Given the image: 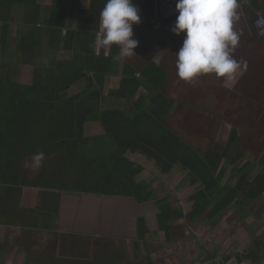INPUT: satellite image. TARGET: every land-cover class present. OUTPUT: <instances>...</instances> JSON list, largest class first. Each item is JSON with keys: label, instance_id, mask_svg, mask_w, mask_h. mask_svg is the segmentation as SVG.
Here are the masks:
<instances>
[{"label": "trees", "instance_id": "1", "mask_svg": "<svg viewBox=\"0 0 264 264\" xmlns=\"http://www.w3.org/2000/svg\"><path fill=\"white\" fill-rule=\"evenodd\" d=\"M162 1L133 0L140 9V23L133 26L134 38L139 42L136 56L123 59L118 87L108 92L127 103L140 88L144 89L128 111L126 106L102 107L105 78L113 72L119 54L116 46L106 55L105 50L98 49L97 53L93 47L100 12L107 0H51L44 6L37 0H0L2 56L10 46L7 24L12 20L19 28L11 61L0 62L1 176L16 179L17 184L126 197L140 204L151 194L146 185L135 180L142 166L126 153L136 152L152 160L162 175L178 165L185 172L184 182L197 188L187 199L191 210L185 216L181 208L171 207L165 200L158 201L156 215L152 209L148 224L156 219L165 234L169 227L163 225L172 214L191 222L201 218L212 222L227 208H244L246 213L249 205L264 197V152H253L254 156L248 158L244 136L239 131L241 126L248 128L256 117L264 119V101L257 102L256 96L264 92V79L252 92L244 94L237 90L238 86L244 87L251 78L260 79V73L253 74L249 65L231 82L206 76L219 83L212 92H220L225 99L214 112L202 102L176 103L169 95L168 80L160 82L152 59L140 55L142 50L151 55L155 48L166 45L161 34L164 26H169L166 39L179 45L171 31L178 15L163 18L158 8ZM253 1V6L259 8L258 0ZM255 17L254 13L248 27L252 38L261 43L264 36L254 29ZM241 29L247 31L245 26ZM47 52L48 63L44 59ZM22 65L32 67L29 85L14 80V69ZM77 82H82L84 88L70 94ZM238 106L244 109L237 114H243L242 119L240 123L229 122L228 141L222 145L211 137L204 145L211 130L209 122L217 118L218 109L235 114ZM181 108H185L186 117H177ZM201 113L207 115L203 121L197 119ZM188 118L200 127L193 132L185 130L183 123H188ZM259 121L255 124L259 125ZM87 124H98L101 135L86 136ZM37 152H43L45 160L42 167L33 169L31 158ZM145 221H136L140 238L147 233ZM260 250H264V238L253 239L244 257L252 255L254 260Z\"/></svg>", "mask_w": 264, "mask_h": 264}, {"label": "crops", "instance_id": "2", "mask_svg": "<svg viewBox=\"0 0 264 264\" xmlns=\"http://www.w3.org/2000/svg\"><path fill=\"white\" fill-rule=\"evenodd\" d=\"M239 2L241 20L234 27L240 33V43L234 56L246 62L250 70L252 55L256 53L259 41L252 38L248 23L254 13L261 12L264 15V0H258L259 8L253 6V0ZM7 25L10 46L3 56L0 48V62L11 61L19 29L18 23L12 20ZM243 25L247 28L246 32L241 29ZM2 28L0 22V32ZM168 31L169 26L161 29L166 44L164 47L155 48L151 55L142 50L140 55L152 59L154 71H159L160 82L168 80L171 85L169 95L176 103L225 102L223 94L218 96L212 92V89L219 87V83L210 78L200 77L191 83L178 78L176 53L182 46L184 34L179 37L174 35L179 46L175 40L166 39ZM122 62L123 59H117L113 72L105 78L102 107L126 106L129 111L131 103L136 101L139 93H144V89L140 88L127 103L124 99L108 95L111 89L118 87ZM31 71L29 65L14 69V80L21 85H29ZM256 71L251 69L253 74ZM251 79L254 83L261 82L258 78ZM82 87L84 84L77 82L71 88L79 90ZM89 125L92 124L85 126L86 136L101 135L102 131L97 127L98 130L92 134H86ZM126 156L143 168L135 180L146 185L151 194L146 202L139 204L126 197L32 187L17 184L16 179L0 175V264H211L217 257H221L223 264H264V250L257 252L254 260L252 255L244 257L251 250V240L264 238V204L257 207L263 197L251 204V209H246V213L243 209L238 218L239 221L243 215H248L243 224H236L235 220L225 223L227 211L239 208H227L212 222H203V219L191 222L186 217L176 218L172 214L163 225L169 227L165 234L164 229L157 226L156 219L148 224V215H151L152 209L153 214H157V203L162 200L171 207L181 208L176 204L185 195L179 190L185 186L178 188L179 185H176L171 192L165 190L173 183L170 175L176 165L168 174L162 175L155 163L143 155L127 152ZM143 162L159 175L154 178L144 175L148 169ZM181 184H184L183 179ZM192 194L185 195V205L191 204L187 199ZM111 199L116 200L115 204L109 201ZM181 211L185 216L190 210L181 208ZM139 218L146 220L147 233L142 238L137 235L136 221ZM156 249H164L167 253L158 255Z\"/></svg>", "mask_w": 264, "mask_h": 264}, {"label": "clouds", "instance_id": "3", "mask_svg": "<svg viewBox=\"0 0 264 264\" xmlns=\"http://www.w3.org/2000/svg\"><path fill=\"white\" fill-rule=\"evenodd\" d=\"M239 0H177L176 18L171 31L177 37L184 34L176 53L178 78L191 83L200 77L214 76L223 82L234 81L246 67V62L234 58L240 43L235 24L241 20ZM140 23V9L133 0H107L100 12V26L93 47L119 49L116 59L136 56L138 41L133 26ZM264 25V15L255 21ZM32 168L39 169L45 160L43 152L35 153Z\"/></svg>", "mask_w": 264, "mask_h": 264}, {"label": "rangeland", "instance_id": "4", "mask_svg": "<svg viewBox=\"0 0 264 264\" xmlns=\"http://www.w3.org/2000/svg\"><path fill=\"white\" fill-rule=\"evenodd\" d=\"M38 1L41 3V5H48L51 0H38ZM256 47H257V49H255L256 53H254L252 55V64H251L252 67H251V69L253 68V70L255 69V71L257 70L258 73H260V77H259L260 79L259 80L261 81V80L264 79V60H263L264 56H262V53H264V42H261V43L258 42L256 44ZM49 56H50V52H47V54H45V56H44V59H45L46 63H48V61H49ZM246 83H247V85H245L244 87L243 86L242 87L238 86L237 90H240L241 93L249 94L250 92H252L255 89V87H257L256 84H258L259 82L254 83L250 79V81L245 82L244 84H246ZM76 91H78V88H71L69 93L72 94V93H74ZM220 94L221 93L219 92L217 95L219 96ZM256 96L259 97L258 100L255 99V100H257V102L264 101V92L263 93L260 92V94L257 93ZM256 96L253 97V98H257ZM217 104L218 103H216V102L215 103H209V104L206 103L204 105V107H207L209 110H212L214 112L216 110ZM240 107L241 106L237 107V110H239V111L235 112V114L229 112V110H225V111L222 112V111H220V109H218L217 118H212L211 119L212 120L211 123L209 122V127L211 128V130H210V133L206 135V137H205L206 139L203 140V144L204 145H207L210 142L209 140L211 139V137H213L214 140L217 143H220L222 145H224L228 141L230 130H231V126H230L229 122H236V123H240L241 122V119H242L241 115H243V114H241V115H237V114L243 113L244 109L240 108ZM263 112L264 111H262V113ZM262 113L260 112V114H262ZM186 114L187 113H185V108H183V109L181 108V109H179V112L177 113V117H178V115L181 116V117H186ZM206 118H207V115H205L203 113H201V114H199L197 116V119H199V121L200 120L203 121ZM258 120L263 121V122L259 121L260 124L256 125L255 123H257ZM183 126H184L185 130L186 129H190V130H192V132L195 129L197 130L200 127L199 123L196 124V123H194V120L192 121L191 119H189L188 123H183ZM87 127H89V129L86 131V134H92L95 130L100 129L98 124H92V125H89ZM239 131H240V133H242V136H244V140H245L244 141V148L247 149L245 153H246V156L248 158H252L254 156L253 152H264V119H262L261 117H256L254 120H251L248 123V128H243V126H241L239 128ZM185 133H187V131ZM141 159H144V157L141 156ZM144 165L148 169V171H146L144 173V175H148V178H154L155 176L159 175V173L156 172L155 170H151L152 168L150 166H148L145 163H144ZM228 173H229V169L226 170L225 173L223 174V177H222V180H221L222 182L225 181L226 177L228 176ZM170 177L172 178V180H173L172 182L173 183H171V185H169L167 188H165V190L168 191V192H171L172 189L176 185H179L178 188H182L183 186H185L184 188L179 189L182 192H184L185 195L192 194L195 191V189L197 188V186H190L189 184H186L184 182V180H185V172H182L179 169L178 165H176L174 167L173 172L171 173ZM182 179H183V183L184 184H181V180ZM186 187H187V189H186ZM170 188H171V190H170ZM185 195L182 198L178 199L176 205H178L181 208H183L184 211H188V210H191V204H189V205H185L184 204V199H186V197H187V196L185 197ZM262 204H264V197L262 199H260V204L257 207L262 206ZM243 209L244 208H239L236 211L228 210L227 214L225 215V218H226L225 223L228 220L229 221L235 220L236 224L237 223L243 224L244 221H247V216L248 215H245V216L243 215V217H241V220L239 219V221H238L239 215L241 214ZM247 209H251V205H249L247 207ZM201 219H199V220H201ZM192 231H194V229H192ZM194 232H196V231H194ZM156 253L158 255H161V254L165 255L167 253V251H165L164 249L158 251L156 249ZM197 253H201V255H202V252L199 251V250H197ZM217 258L218 259H216V260L221 259V257H217ZM211 264H216L215 260H214V262L212 261Z\"/></svg>", "mask_w": 264, "mask_h": 264}, {"label": "built area", "instance_id": "5", "mask_svg": "<svg viewBox=\"0 0 264 264\" xmlns=\"http://www.w3.org/2000/svg\"><path fill=\"white\" fill-rule=\"evenodd\" d=\"M176 2H177V0H163L160 3V5L158 4L161 7V13H162L163 17H171V16L178 14L176 12V8H175ZM258 14L263 15L261 12L256 13V17L254 19L253 26H254V29L256 30V32L259 36H264V25H257L255 23V21L258 18ZM215 262H216V264H223V261L221 259H219V260L215 259Z\"/></svg>", "mask_w": 264, "mask_h": 264}]
</instances>
